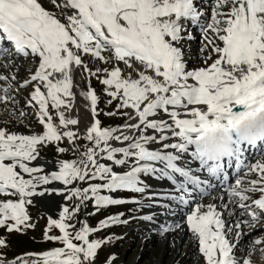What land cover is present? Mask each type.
<instances>
[{"label":"snow or ice","instance_id":"snow-or-ice-1","mask_svg":"<svg viewBox=\"0 0 264 264\" xmlns=\"http://www.w3.org/2000/svg\"><path fill=\"white\" fill-rule=\"evenodd\" d=\"M48 3L51 8L41 0H0V59L30 58L32 67L18 87L32 89L26 103L43 129L24 134L0 127V228L9 235L26 234L36 226L29 209L37 198L58 195L63 202L55 218L48 215L43 238L59 246L9 260V242L0 238V264H98L103 246L117 237L97 239L95 234L128 221L118 213L91 226L78 219L80 213L94 216L111 206L140 204L137 194L146 192L150 206L165 212L174 205L189 207L185 229L205 264H252L248 257L237 258L235 250L246 235L241 226L247 219H264V162L249 166L258 178L247 184L237 179L221 207L193 205L207 181L182 158L195 145L192 156L214 176L220 164L209 161L238 156L245 141L264 140V0ZM194 29L204 59L190 68L184 43L197 39ZM76 70L104 86L109 105L116 102L106 115L125 117L122 126H102L99 96L89 87L83 95L95 119L86 126L83 145L71 127L79 126V117L67 115L75 107ZM13 80L16 76L0 74V81ZM12 91L0 87V102L15 103ZM235 106L244 110L234 111ZM65 139L78 158L56 160L58 167L50 172L35 163L48 145L67 153L70 148L60 146ZM149 178L166 180L170 187L150 191ZM89 202L92 212H87ZM225 213L247 217L228 221ZM156 215L141 218L154 222ZM54 229L60 234H51ZM253 243L264 244V239ZM115 259L110 255L106 264Z\"/></svg>","mask_w":264,"mask_h":264},{"label":"rangeland","instance_id":"rangeland-1","mask_svg":"<svg viewBox=\"0 0 264 264\" xmlns=\"http://www.w3.org/2000/svg\"><path fill=\"white\" fill-rule=\"evenodd\" d=\"M199 41L201 44L202 41L197 36L196 40L187 41L185 43L187 45H191L197 44ZM195 53L196 50H192L186 55L195 57ZM203 59L204 57L201 56L198 61L193 62L201 66ZM88 60L85 61L87 62ZM100 63L102 65V62ZM194 65L195 64H191L190 68H193ZM73 83V92L76 97L74 101L75 107L68 111L67 115L73 118L79 117L81 121L78 127L71 126L73 131H78L80 144L83 145L88 143L83 139V136L86 134L85 129L86 126H90L95 119V117L91 115L90 101L83 95V93L89 90V87L94 89L99 96L98 111L100 112V115L98 118L101 120L102 126L114 127L124 125L125 117L119 114L114 116H108L105 114L115 110L116 102L113 101L111 105L107 103L110 98L104 93V86L96 78H87L86 74H84L82 70H76L74 73ZM31 90L32 89L30 88L27 91L26 97H21L22 102L20 101V97H18L19 102L22 103V106H19L18 108H15V103L13 105L11 102L7 104L0 102V127H6L9 131H17L24 134L40 133L43 131L42 127L37 122L38 117L35 109L30 108L26 103ZM60 146L69 147L70 150L67 153L61 154L58 153L57 147L53 145H48L40 150L39 159L49 164L44 167L46 172H50L54 170V166H58L54 165V161L58 159L63 160L78 158V156L71 150L74 146L71 145L67 139L63 140ZM147 182L150 184V182H156V180L149 178ZM79 186L83 187L86 185L81 184ZM150 191L153 190L150 189ZM138 195L139 194H137V197L141 199L140 204L128 203L120 206H111L107 209L101 210L94 216H85L84 210L80 213L78 219H87L91 226H97L101 220L118 213H123V218L128 221L126 224H118L95 234L94 238L97 239H107L109 236L117 237L114 238L111 243L103 246L102 250L99 252L98 264H106V259L110 255H114L116 257L114 264H188V262L189 264H202V262H200L195 256V253L198 255L201 253L199 249H195L196 245L192 242L194 238H190V240L183 246L180 243L168 245L162 241L164 238L163 233L159 236V240L156 239L154 241L149 239L151 232L144 233L142 231V228L150 225L149 222L136 223L130 220L139 218L138 221H140L142 216L156 211L155 209L148 207L152 203L149 199L148 192L141 194V197L142 195H145V198L143 199ZM61 199L63 202L62 197ZM29 211L33 216V221L36 226L28 230L26 234L13 232L9 235L6 229L0 228V238L7 239L10 245L6 250V258L9 260L16 259L28 252H42L59 246L56 242H48L43 238L47 225V217L48 215H53L55 218L58 213V207L55 208L54 206L48 204H46L45 207L44 204L37 198L35 206L30 207ZM92 211L93 206L92 203L89 202L87 212ZM244 214L246 216H244ZM169 217L171 219L173 218L171 215L166 218L169 219ZM246 217V213L237 214V218L240 220H245ZM262 223L264 224V221H262ZM253 225H256V227L252 226V228L248 231V235H250L248 239H250V241L257 240V238H255L256 236H254V232H264V227H259L260 225L255 223ZM153 226L157 230L160 228L158 224H153ZM77 227H79V224H77ZM51 234L59 235L60 233L58 230L54 229ZM259 249L261 248H248L246 252L236 257H248L250 259L255 258L256 260L252 261V264H264V252L259 251Z\"/></svg>","mask_w":264,"mask_h":264},{"label":"bare ground","instance_id":"bare-ground-1","mask_svg":"<svg viewBox=\"0 0 264 264\" xmlns=\"http://www.w3.org/2000/svg\"><path fill=\"white\" fill-rule=\"evenodd\" d=\"M42 2L46 8L52 7L48 3V0H42ZM209 8H210V5H209ZM194 31L196 32V35L199 37L198 29H194ZM200 46H201L200 41L197 44H191V45H187L186 43H184L186 54L190 53L192 50L193 51L196 50L195 57L186 55V57L188 58L189 67L191 64H195L193 66V68L199 67V64L194 63L193 61L196 62L199 60V58L201 56L204 57L199 52ZM84 59L88 60L89 57L86 56ZM2 62L3 61H0V64L8 65V67L0 66V74L6 75V76H13L14 75V76H16V80L0 81V87L11 86L13 88L11 95L15 97L16 102H15V105H14V103H12V102L11 103L15 106V108H18L19 106H22L21 97H26L27 91L30 89V87L29 88H19L18 84L23 82L26 74L29 72V69L32 67L31 60H28L27 58H23L22 60L17 61V62H14V61L13 62L8 61L6 63L5 62L2 63ZM121 67H123L122 64H121ZM0 95H3V93L0 92ZM18 97H20L21 102H19ZM189 148H190V146H189ZM191 153H193V151ZM182 162L185 163V165H192L193 169L194 168L201 169V165H200L201 162L199 160L195 159L189 153L184 154V156L182 158ZM259 162H264V146L256 147L255 150L253 151L251 159H249V158H245V159L242 158L241 159V163H243L242 167H241L240 171L237 172L233 178L229 179V185H227L228 187L226 186V188H225L226 192H219L217 189L219 182L221 183V186L224 184L221 182V178H218L219 182H216L215 184L212 181H209L207 179L206 180L207 183L201 185V188L205 190L204 194L201 196L199 194V191H197L196 196L193 198V205L196 202H200L203 204L216 203L217 205H220L222 207L224 204V200L221 198L224 197L226 193H228V191L231 187L236 186L235 181L237 179H240V180L244 181L245 184H247V181H249L251 179L258 178V173L250 172L248 169H249L250 165H254V164L259 163ZM35 163L37 165H43L44 167L49 165L48 163H46L40 159H38ZM55 167H58V166H54L53 169ZM204 168L205 167H203V169ZM243 170H248V171H243ZM199 172H202V170ZM55 186L60 187V185L58 183ZM150 186H151L150 189L153 190L154 192H157V193L164 191V190H167L168 187H170L169 182H167L166 180L165 181H157L156 180V182H150ZM242 186H244V185H242ZM252 195L256 196L257 194H252ZM142 197L145 198V196H143V195H142ZM38 199L40 200L41 203L44 204L45 207H46V204H48V205H52L55 208H57V206L60 203H62V199L58 195L45 196L43 198H38ZM149 199H150V197H149ZM148 207L156 210L154 212H151L150 214H153V213L157 214L154 222L147 221L150 223V225L142 228V231L144 233L151 232L149 239L154 240V241L156 239L159 240V236L163 233L164 234V238L162 239L163 243H166L168 245L173 244V243H176V244L180 243L183 246L187 241L190 240V238L191 239L193 238L191 236V234L189 232H187L185 229V219L184 218L187 215V211H189V207L186 208V209H188L186 211H179V210H177L178 207H172L171 212H165V209L160 208V207L154 208V207H151L150 205ZM150 214H148V215H150ZM172 214L175 215V217L173 219L166 218L167 216L172 215ZM224 218L228 221L238 219L237 215L234 217V216L229 215L227 213H225ZM142 220L143 219H140V221H142ZM263 220L264 219H261L259 221L260 223L258 222L255 224H259L260 225L259 227H262V226H264V224L262 223ZM247 223L256 227V225H253L254 223L252 222L251 219L247 220ZM153 224H158L160 228L158 230L155 229ZM176 225H180V227L177 228ZM165 226L172 228L173 230L165 232V231H163V228ZM252 226L248 227L247 224H244L241 226V231L243 233H245L246 235H244L242 237L241 241L239 242V246L235 250L236 254H242V253L246 252V250L248 248L264 249V244H254L253 242L255 240L250 241V239H248L250 237V235H248V231L250 228H252ZM255 227H253V228H255ZM254 233H255L254 236H256L255 238L264 239V232H257L256 231ZM228 238L229 239L233 238L232 233H229ZM164 241H166V242H164ZM192 242H193V244L196 245L195 249H199V246H198L196 240L194 239ZM195 256L200 262H202V264H205L204 257L202 256V254L198 255L195 253ZM251 260L255 261L256 259L251 258ZM188 264H189V262H188Z\"/></svg>","mask_w":264,"mask_h":264},{"label":"water","instance_id":"water-1","mask_svg":"<svg viewBox=\"0 0 264 264\" xmlns=\"http://www.w3.org/2000/svg\"><path fill=\"white\" fill-rule=\"evenodd\" d=\"M239 108H242V107H238V108H236L235 110H238Z\"/></svg>","mask_w":264,"mask_h":264}]
</instances>
